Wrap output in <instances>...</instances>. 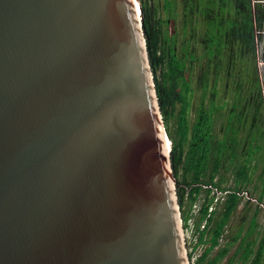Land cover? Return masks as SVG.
<instances>
[{
  "label": "water",
  "instance_id": "95a60500",
  "mask_svg": "<svg viewBox=\"0 0 264 264\" xmlns=\"http://www.w3.org/2000/svg\"><path fill=\"white\" fill-rule=\"evenodd\" d=\"M171 151L138 0H0V264H190Z\"/></svg>",
  "mask_w": 264,
  "mask_h": 264
},
{
  "label": "trees",
  "instance_id": "16d2710c",
  "mask_svg": "<svg viewBox=\"0 0 264 264\" xmlns=\"http://www.w3.org/2000/svg\"><path fill=\"white\" fill-rule=\"evenodd\" d=\"M249 1V16H246V18L241 17L244 27L241 28V31H234L233 37L231 35L229 36L230 39L232 38L233 40L234 49L237 50V57H239L235 59V62L237 61V63L234 64L233 71L239 72V74H244L241 72V69H245L242 65L246 63V60L250 61V66L252 68L251 77L254 81L256 91L250 93L248 97H245L246 100L243 98L242 103L244 110H242V117L238 121L239 128L243 127V122H248L246 119L247 112H245V105H247L248 108L253 109L252 117L254 118V121L252 122L251 127H249L250 130L245 132L248 137L249 146L251 145L252 147V142L254 143V139L252 138H258L260 142L264 141V92L260 75L257 70L258 45L256 43L257 37L255 34V9L251 5L252 0ZM175 2L176 1L174 0V3ZM141 6L143 9L145 36L154 72L159 102L166 130L172 141L171 159L179 185L177 195L183 212V219L187 222L192 217V207L196 203L198 195L202 192V188L198 186L193 187L188 192L187 189L180 184H192L199 181H205L216 182V184L223 186L229 181L226 175L222 173L223 167L226 166L227 163L232 164L233 162L239 161V158L241 157L245 162L243 161V164L234 167L236 169L234 171L233 180L236 188L248 187L254 182L253 175L255 169L254 166H252V162L255 160H261V158L260 156L256 157V155L253 157V154L244 157L248 151L243 155L239 153V147L242 145V142L245 140L247 141V139L241 137V131L239 130L237 134H234L227 139H215L214 134L210 132L213 128H211V123H209L210 116L207 111L201 112V117L198 119V122L194 124L193 129H190L186 119L189 99L188 95L191 91L190 78L186 76L188 70L190 71L187 59L182 56L179 58V55L175 53L176 46L173 50V48H169V46L166 45V41H163V34L160 28L161 23L159 20L154 19L155 10L146 3L144 4L143 1L141 2ZM235 26L236 25H234V27ZM227 28L228 30L232 28L230 22L224 24L220 29L223 33ZM205 51L210 59L209 61H211L212 55L214 54L213 45L208 42ZM190 52L193 55L198 53L195 49H192ZM233 73L234 72H232L231 75H233ZM246 77L250 76L246 75ZM187 79H189V81ZM236 81L238 82V79H236ZM178 103L182 104V108L178 116H176L178 127L175 133L176 135H174L169 127V121L171 118L175 117L174 110ZM244 113L246 114L244 115ZM190 131L192 132L191 137L189 136L191 135ZM258 145L256 153L264 149V144L260 143ZM247 158H249L250 161H246ZM256 189L257 186L255 185L254 190L256 191ZM187 203L190 206V210L185 212L184 208ZM240 203L241 200L238 197L231 195L224 203L221 213L217 214L218 211L213 213L208 219L206 228L201 230L200 226L202 222L208 217L211 200L207 198L203 203L201 212L195 221L196 229L199 233L197 243L205 241L206 234H208L210 244L198 257L195 264H202L207 259L208 255L220 246V240L225 234L226 226L235 211L238 209ZM245 246L247 247L244 248V246L241 245V248L245 250L244 257L246 259L251 254V246L249 244ZM220 251L218 252L219 254L217 257L211 263L209 262L210 264H218L219 261L226 256L228 248ZM190 258H192V256ZM230 260L231 262L228 263L232 264L233 259L231 257Z\"/></svg>",
  "mask_w": 264,
  "mask_h": 264
},
{
  "label": "rangeland",
  "instance_id": "374dc122",
  "mask_svg": "<svg viewBox=\"0 0 264 264\" xmlns=\"http://www.w3.org/2000/svg\"><path fill=\"white\" fill-rule=\"evenodd\" d=\"M141 4L143 1L144 4L146 3L151 8L155 10L154 19L159 20L161 23V31L163 34V41H166V45L169 46V48H173L176 46L175 53L177 55L182 56L183 58L187 59L188 66L190 68V72H188V76H190V83H191V91L188 99V107H187V123L190 126V129H193L194 124L198 122V119L200 118V114L202 110L209 113L210 119L209 123H211V128H213L212 134H214L215 139L223 140L227 139L228 137H231L234 134H237L238 130L241 131V137L245 140L242 142V145L239 147V153L243 155L245 152L246 156L252 155L253 157L256 155V157L261 158V160H255L252 162V166H254V182L252 185H249L247 188H249L253 194L256 196H260L262 199H264V149L256 153V150L258 149V144H264V141H259L258 138H252L254 139V143L252 142L249 146L248 137L246 135V131L250 130L249 127H251L252 122L254 121V118L252 117L253 109L248 108L247 105H245V112H247L246 119L248 120L247 123L243 122V127H238L239 125V119L242 117V110L243 109V98L248 97L250 93L255 92V85L254 81L251 77V66L250 61L246 60L245 70L241 69V72L244 74H237L235 71H233V75L228 76L227 78L224 77L222 79V73L219 74L217 80L216 77L212 74L209 76V79L207 81V85L205 88H202V78L204 77V65L206 64V61H202L203 58L199 55H193L190 51L192 49H195L198 53L200 51L202 52V47L200 43H198L197 39V30L194 28V26L191 25L189 22L184 21V12H183V0H138ZM174 3V4H173ZM255 10V34L257 39L256 43L258 45V49L261 48L263 53L258 61V67L260 70V80L262 84V89L264 92V0H257V2L254 3ZM142 7V6H141ZM143 10V9H142ZM185 25V28L183 27ZM205 32V29L199 28V32L203 33ZM207 33V30L206 32ZM207 38L204 36L203 39ZM194 44V45H193ZM190 46V48H189ZM205 48V47H204ZM184 53V54H183ZM204 63V65H203ZM212 73H214L212 71ZM246 75L250 77H246ZM238 79V82L236 81ZM189 81V79H187ZM216 82V83H215ZM214 83L216 86H214ZM264 97V93H263ZM246 100V98H245ZM239 102V103H238ZM231 103V104H230ZM246 104V103H245ZM236 105V106H235ZM236 107L235 109H233ZM182 108V104L178 103L174 110V116L169 121L170 129L174 135H176L178 123H177V117L180 110ZM211 114V115H210ZM246 113H244L245 115ZM245 119V120H246ZM225 124V125H224ZM166 127V125H165ZM245 130V131H244ZM192 132L190 131V134ZM190 137L192 136L189 135ZM188 148V146H187ZM248 149V150H247ZM249 158L246 159L248 161ZM243 158H239V161L231 163H227L226 166L223 167L222 173L226 175V177L229 179L228 182H226L223 186L225 187H233L235 186L233 177H234V171L236 166L239 164H243ZM250 161V160H249ZM239 162V163H238ZM245 162V161H244ZM238 168V167H237ZM177 181V178H176ZM175 181V186L177 190V182ZM217 181V180H216ZM257 186L256 191L254 190V186ZM223 206L218 210L217 214H220L222 211ZM258 208L256 205L252 203H240L238 209L233 214V228L231 225L228 229L231 230L234 235L235 233L240 230L244 229L245 231L248 228V225L250 224V221L255 218L257 223L255 226V232L251 235L249 239V243L251 246L252 254L246 264L249 263V261H254L250 264H259L256 260L259 257V253L257 251L264 250V209L258 208L260 210L255 209ZM181 216H183V212L179 206ZM193 209V207H192ZM185 212H188L190 210V206L188 203L185 205L184 208ZM193 212V211H192ZM191 212V213H192ZM256 212V213H255ZM195 219L197 218L195 214L192 215ZM255 216V217H254ZM243 225V226H241ZM257 231H260V234H258ZM183 232V230H182ZM231 233L229 234L227 232V228L225 231V234L220 240V246L217 247L214 251H212L207 259L202 264H208L211 263L219 254L218 252L221 250L228 248V252L226 256L223 257L221 261H219L218 264H229L228 262H231L230 257L233 254V260L232 264H242L241 262V243L242 240L241 237L237 239L236 243H230L229 240L231 239ZM208 234H206L205 241L202 243H197L199 237L197 232H193L191 229L183 232V238L185 241L186 251L189 257V263L195 264L198 257L204 252V250L209 246L210 241L208 240ZM239 247V248H238ZM237 249V250H235ZM257 249V250H256ZM234 250V251H233ZM220 251V252H221ZM264 254V251L262 252ZM192 256V258H190ZM209 263V264H210ZM264 264V263H263Z\"/></svg>",
  "mask_w": 264,
  "mask_h": 264
},
{
  "label": "flooded vegetation",
  "instance_id": "af4514ba",
  "mask_svg": "<svg viewBox=\"0 0 264 264\" xmlns=\"http://www.w3.org/2000/svg\"><path fill=\"white\" fill-rule=\"evenodd\" d=\"M254 2L255 1L252 0L251 5L255 9L256 6L254 5ZM249 5V0H183V12L185 13L184 21L191 23L194 28L198 29L197 37L199 39H197V42L200 43L203 49L202 52L200 51V53H196V55L200 54V57L203 58L202 61H206L205 65L203 63V89L207 85L206 83L209 79V76L212 74L216 77V80L219 77L218 75L221 73L222 79L224 77L227 78L228 76H231L234 69V64L237 63V61L235 62V59L239 57H237V50L234 49L233 40L232 38L230 39L229 35L233 37L234 31H241V28L244 27L241 17L246 18V16H249ZM228 22H230L232 28L229 30L227 28L222 33L220 28H222L223 25L227 24ZM234 25L236 26L234 27ZM183 27L186 30L185 25H183ZM199 28L205 29V32L207 30V33H205L204 30H202L203 33L199 32ZM204 36L207 38L203 39ZM208 42L213 45L214 50L211 61H209L210 59L208 58L204 48L208 45ZM245 65L246 63L242 65L243 68ZM257 70L260 75L259 67ZM212 71L214 73H212ZM188 72L190 71L188 70ZM236 73L239 74V72ZM187 74L186 76L191 78ZM215 83L214 86H216ZM235 108L236 107L233 109ZM202 112H205V110L203 109ZM210 132H213V130Z\"/></svg>",
  "mask_w": 264,
  "mask_h": 264
},
{
  "label": "built area",
  "instance_id": "2783aa9c",
  "mask_svg": "<svg viewBox=\"0 0 264 264\" xmlns=\"http://www.w3.org/2000/svg\"><path fill=\"white\" fill-rule=\"evenodd\" d=\"M254 1L256 2L257 0ZM262 33H264V31H262ZM262 53H263L262 49L259 48L257 50V63L260 57L262 56ZM176 182H177V190H178V186H179L178 181ZM180 185L185 187L188 192L193 187L198 186L202 188V192L198 195L197 201L193 205V209H192L193 211L192 215L195 214L196 217L200 214L202 205L206 201V199L208 198L211 200V204L209 205V210H208V217L205 218V220L202 222L200 226L201 230H204L206 228L208 219L213 215V213L218 211L224 205V203L231 195L238 197L241 200V203H252L256 205L258 208L264 209V199H262L260 196H256L255 194H253V192L247 187H240V188H236L235 186L225 187L216 184V182L213 183V182H205V181H199L192 184H180ZM195 221L196 219L193 216L187 222L185 221V219H183V216H181V225L183 232L185 231V229L187 230L191 229L194 233L197 232ZM198 237H199V233H198Z\"/></svg>",
  "mask_w": 264,
  "mask_h": 264
},
{
  "label": "crops",
  "instance_id": "0c3cea01",
  "mask_svg": "<svg viewBox=\"0 0 264 264\" xmlns=\"http://www.w3.org/2000/svg\"><path fill=\"white\" fill-rule=\"evenodd\" d=\"M258 208H256L255 209V211L257 210ZM258 210H260V209H258ZM256 213V212H255ZM233 217V216H232ZM255 217V216H254ZM256 223H257V221H256V219L255 218H253L251 221H250V224L248 225V228H247V230L245 231L243 228L242 229H240V230H238L236 233H235V235H234V231H233V233L231 232V230L230 229H228L229 228V226L231 225V227L233 228V219L231 218L230 219V221H229V223L227 224V226H226V228H227V232L230 234H232L231 235V239L229 240V242L230 243H236L237 242V239L239 238V237H241L242 238V240L240 241V243L242 244V246H244V248H246L247 246H245V245H247V244H251V243H249V239H250V237H251V235L255 232V226H256ZM258 224V223H257ZM241 226H243V225H241ZM258 232V234H260V231H257ZM264 247V246H263ZM239 248V247H238ZM235 250H237V249H235ZM257 250V249H256ZM234 251V250H233ZM264 250L262 249L261 251H257L258 253H259V257L256 259L257 261H258V263L259 264H263L264 263V254L262 253ZM244 252H245V250H243L242 249V251H241V255H240V259H241V262H242V264H246V262L248 261V259L250 258V256H251V254H252V250H251V254H250V256L248 257V258H246L245 259V257H244ZM233 254H235V253H232V255H231V257L233 258ZM254 261H249V263L248 264H250V263H253Z\"/></svg>",
  "mask_w": 264,
  "mask_h": 264
},
{
  "label": "bare ground",
  "instance_id": "6f19581e",
  "mask_svg": "<svg viewBox=\"0 0 264 264\" xmlns=\"http://www.w3.org/2000/svg\"><path fill=\"white\" fill-rule=\"evenodd\" d=\"M139 4V3H138ZM139 6V5H138Z\"/></svg>",
  "mask_w": 264,
  "mask_h": 264
}]
</instances>
